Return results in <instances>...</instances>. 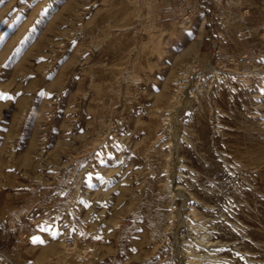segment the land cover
<instances>
[{
	"label": "rangeland",
	"instance_id": "374dc122",
	"mask_svg": "<svg viewBox=\"0 0 264 264\" xmlns=\"http://www.w3.org/2000/svg\"><path fill=\"white\" fill-rule=\"evenodd\" d=\"M0 264H264V0H0Z\"/></svg>",
	"mask_w": 264,
	"mask_h": 264
},
{
	"label": "snow or ice",
	"instance_id": "6c2138e0",
	"mask_svg": "<svg viewBox=\"0 0 264 264\" xmlns=\"http://www.w3.org/2000/svg\"><path fill=\"white\" fill-rule=\"evenodd\" d=\"M42 230H45V229H42ZM33 243H43V241L40 240L39 237H34V238H33Z\"/></svg>",
	"mask_w": 264,
	"mask_h": 264
}]
</instances>
